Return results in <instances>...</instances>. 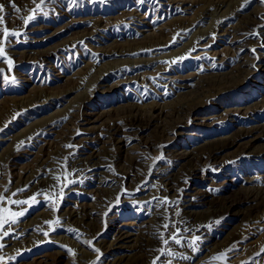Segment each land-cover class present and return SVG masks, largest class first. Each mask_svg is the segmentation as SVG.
Segmentation results:
<instances>
[{"label": "rangeland", "instance_id": "1", "mask_svg": "<svg viewBox=\"0 0 264 264\" xmlns=\"http://www.w3.org/2000/svg\"><path fill=\"white\" fill-rule=\"evenodd\" d=\"M25 1L29 2V6ZM25 1L21 0L20 6L14 5L17 12L15 14L20 15V23L23 24L21 27L10 25L8 18H3V11H0V21L3 23L0 22V34H2L0 48L3 49V53L0 54V115L11 101L41 91L46 92V96L9 114L7 118L5 115L0 127V174L6 173L7 160L11 161V168L15 169L14 172L11 169L10 171L16 181L20 177L21 170L31 168L34 165L35 154L44 151L49 144L62 136L66 127H71L72 124L68 120L70 117L67 116L73 115L76 106L96 89L95 83L98 78L109 77L111 81L109 80L107 86L117 84L113 90L99 89L96 97H90L93 99L92 102L99 106L103 103L104 106L101 105L103 109L135 103L164 105L188 98L190 92L187 89H180L179 86L186 85L184 81L191 79L194 80L193 82H199L195 77L200 73L202 77L213 73L212 76L217 75L216 79L230 78L237 75L235 68L239 65L244 66L245 63L259 61L260 67L251 68L252 74L244 80L243 85L223 94L199 111V118L208 119L210 125H199L201 122L198 125L188 124L173 131L167 138L176 144L177 151L189 153L198 146L225 139L241 128L264 124V107L256 109L264 102V43L256 48L254 44L247 42L240 51L239 58L242 62L237 61L231 67L216 66V68L213 64V54L224 53L226 49H233L235 46L231 40L233 37H218L219 34L210 31L215 25H237L240 15L244 17L255 12L264 13V0H225L233 3L212 11L210 17L197 23L193 28L177 33H174L175 20L181 18L191 22L202 6L210 0H188L191 1V10L188 12L178 7L174 3L176 0ZM59 2L61 5L58 4ZM22 5L24 6L21 7ZM27 16H33V19L25 25L23 21ZM142 17H145V21L141 20ZM93 19L103 20L100 28L94 29ZM3 25L7 30L9 27L13 29L8 30L7 37L4 35ZM18 29H21V35L12 36V32L20 33ZM162 30L166 37L164 40H170L166 46L143 47L144 49L130 51L122 56L104 55V52L112 47L132 49L140 46L148 42L150 36ZM22 40L23 42H20ZM196 46L197 48L191 50ZM9 51L11 54L8 53ZM43 51H49L47 57L34 58L32 59L34 61L19 60V57L14 58L13 54L30 53V56L34 57L36 53ZM206 65L215 70L206 73L203 69L207 68ZM87 67L91 69L88 74L83 75L81 71ZM200 70L202 71L198 72ZM75 75L79 77H74ZM78 78H81L80 83ZM180 78L183 79L173 80ZM245 109H249L248 114L243 115L238 112ZM67 113L69 114L64 116ZM58 119L59 126L55 133L46 136V142H38L35 137L40 138L45 131L35 134V130L44 123ZM99 125V123H90L84 126L83 129L87 131L83 136L91 141ZM30 134H35L31 137L34 139L29 138ZM253 146L254 153L264 150V139L260 138ZM133 147L140 145L137 143ZM19 148L22 150L17 151ZM236 152L237 148H231L227 151V156ZM164 157L163 153L156 152L151 154L149 160L155 164ZM68 170L63 164L49 167L48 171L54 172L53 175H57V178H53V182L49 184L54 188H48L35 200V202L39 200L38 202L42 204L30 216V220L39 222L34 226L35 228L16 235L6 243L3 231L0 229V245H3L0 247V264H9V262L13 264L15 260H19L15 264H98L100 262L102 254L86 235L80 234L77 229L55 217L49 221L39 219L45 213H54L61 209L60 204L64 199L67 202L62 210L78 211L82 205L94 207L97 197L111 199L116 196L118 188L114 185H97V180L101 181L103 177L96 176L97 180L93 183L77 184L71 195L64 197L61 191L70 176ZM1 176L0 185L5 186ZM44 178H47V174ZM218 185L221 188H218ZM188 189L192 193L208 190L235 203L246 196L260 197L264 195V157L245 156L227 167L209 168L205 174L199 175L191 182ZM159 190L161 186L156 178L146 179L135 194L129 196L132 205L125 208L115 207L112 216L117 222L139 221L140 224L147 225L152 220V217L146 214L147 203L159 195ZM2 193L0 192V196L4 197V200L0 202V209L4 211L0 212V216L6 219L11 210L6 204V196ZM35 202L27 204L26 207ZM210 207L208 201L205 204L195 205L189 210L194 218L204 222L203 217L210 213ZM242 209H246L245 206ZM234 215V213H223L212 222L208 220L209 225L203 224L210 236L214 234L217 236L212 250L204 253L212 258V262L208 264H264V222L261 224L263 226L246 230L241 223L242 216ZM97 218L103 222V216L97 215ZM185 235L184 239L191 245L189 249L192 250L194 246L197 249L196 244L192 243V235ZM26 251L31 255L23 257ZM58 252H63L68 258L58 256ZM176 260L172 255H166L160 264H176L178 262Z\"/></svg>", "mask_w": 264, "mask_h": 264}, {"label": "bare ground", "instance_id": "2", "mask_svg": "<svg viewBox=\"0 0 264 264\" xmlns=\"http://www.w3.org/2000/svg\"><path fill=\"white\" fill-rule=\"evenodd\" d=\"M20 1L21 0H0V5L4 6L3 18L7 17L10 25L15 27H21L23 25L20 23V15L18 16L15 14L17 12H15V7H13V5L17 4V6H20L22 4L19 5ZM28 3L26 2V5L29 6ZM174 3L182 8L183 11L188 12L191 10V1L176 0ZM232 3L233 1L210 0L202 6L200 12L196 14L191 22L181 18L176 19L174 24V28L176 29L174 33L193 28L197 23L210 17L213 13L212 11L226 5H231ZM58 4H60V2ZM23 6L24 5L21 7ZM24 15L26 16V14ZM63 15L65 14L63 13ZM263 15L264 13L258 14L256 12L244 17L240 15L238 16V23L237 25L235 24V26H230L229 24V26L215 25L211 28L212 30L210 31L217 33V35L219 34L218 37H233L231 40H233V46H235L233 49H226L224 53H215L213 56L210 54L215 67H231L233 63L240 61V51L244 49L247 42L251 45L254 44L256 48L264 43ZM102 19L92 20L94 29H96L95 27L100 28L103 23ZM141 20L145 21V17H142ZM2 27H4V25ZM9 29L11 28L9 27L8 30ZM32 29L34 30V28ZM12 30L13 29H11V31ZM18 30H20L21 33V29ZM163 31L164 30L157 34H153L150 36L148 42L140 46L132 49L118 48V46H116L106 50L104 55L122 56L127 52L137 51L143 47L154 48L162 45L166 46L170 40H164L166 37ZM85 36L86 35H84V37ZM212 37H214V34ZM20 42H23V40ZM1 43L4 42L1 41ZM195 48H197V46L194 48L192 47L191 50ZM8 53H10V51ZM13 54L14 58L19 57V60L27 59L31 61L34 58L39 59L40 57L43 58V56L47 57L49 51L36 53L34 57L30 56V53ZM13 54L11 56H13ZM201 54L202 53L199 55L201 56ZM260 65L261 62L259 61L245 63L244 66L246 67L239 65V67L235 68L237 75H233L230 78L224 77L216 79L215 77L217 75L212 76L213 73L211 75L206 74L205 77H202L200 73L195 77L199 79V82H193L194 80L191 79L190 81H184L186 85L179 86L180 89H187V91L190 92L188 98L164 105L155 103L149 105L135 103L120 106L118 108L103 109L101 106H104L103 103L99 106L97 103L92 102L93 99H90V97H96L99 89L113 90L117 87V84L107 86L110 80L109 77L102 79L98 78L95 83L96 89L90 92L88 96L76 106L73 115L70 116L68 115L69 113L64 115L70 117L68 120L72 124L71 127H66L61 137H58L55 142L49 144L44 151L35 154V159L33 161L34 165L31 168L21 170L20 177L17 181L16 179L14 180L11 174V171L15 170L11 168V161H6V173L3 172L0 174L2 175V183L6 185H0V192H3L2 195L6 196V204L10 207L11 213L24 211L25 215L22 217H12L10 213V215L6 217V219L15 218L18 222L12 224L10 228L7 227V225L3 227V232L7 231L11 233L9 236L3 235L5 243L16 235H20L29 229L35 228L34 226H37L39 222L35 223L34 220H30V216L35 213L38 207L42 206V204L38 202L39 200L37 202L34 201L35 204L28 207H26L27 204L14 205L11 204L10 201L21 200L31 203L33 202L30 199L32 197H35V200H37L36 198L38 195L41 196L48 188H54L53 185L50 186L49 184L53 182V178H57V175H53L54 172L50 173V171H48L49 167H57L63 164L70 170L68 181L61 191L62 195H65L64 197L71 195L74 186L77 184L93 183V181L97 180L96 176L103 177L101 181L97 180V185L107 184L114 185L118 188L116 196L111 197V199L97 197L98 199L95 201L96 205L92 208L82 205V208H79L80 210L78 211H65L62 210V207L67 202L64 199L60 204L61 209L56 210L54 213H45L46 211H44L45 214L39 218L43 221H49L55 217L59 219V221H64L69 226L77 229L80 234L86 235L95 243V246L102 254L98 264H160L166 255H172L177 259L178 262L176 264H208L210 261L212 262L210 255H204V253L212 250V247L216 244L217 236L215 234L210 236V233L208 234L203 224L208 223V220L212 222V220L220 217L223 213H234L235 217L242 216L241 223L246 230L263 226L261 224L264 222V195L260 197L246 196L238 203L237 201L235 203L230 199L221 197L217 193L208 190L192 193L188 189V185L199 177V175L205 174L209 168H224L245 156L264 157V150L256 153L252 151L254 143L260 138L264 139V124L241 128L225 139L198 146L189 153L177 151L176 144L171 142L167 137L173 131L188 124L198 125V123L201 122L199 125H210L208 119L204 120L199 118V111L212 104L223 94L243 85L244 80L252 74L251 68L258 69ZM90 69V67L84 68L81 73L83 75L88 74ZM203 69H205L206 73L215 70L211 66ZM201 71L202 70L198 72ZM74 77L79 76L75 75ZM182 79L183 78L173 80ZM80 80L81 78H78V83H80ZM118 84L120 85V83ZM45 96L46 92L41 91L29 97L16 99L13 102L11 101V104H8L4 112L0 115V127L5 119V115L7 118L9 114L17 112V110ZM263 107L264 102L256 109H262ZM238 112L245 115L249 113V109L238 110ZM90 123L100 124L95 132V137L92 138L91 141L89 138L83 136L87 131L84 130L83 127ZM58 126L59 119L57 121L53 120L50 123H44V125H41L40 128L36 129V132H34L35 134L39 131L45 132L40 138L35 137V139H37L38 142H46V136L54 134ZM35 134H30L29 138L35 136ZM43 136L44 139H42ZM137 143L140 147H133L134 144ZM231 148H237V152L227 156V151ZM21 150V148L17 149V151ZM156 152L163 153L165 157L162 161L154 164L149 160V157ZM45 174H47V178H44ZM148 178H156L161 186V190H159L158 193L159 195L153 201L147 203L146 214L152 217L151 222L147 225L140 224L139 221L117 222L114 216H112L113 209L115 207L125 208L132 205L129 196L135 194V191L139 189ZM228 183L229 182H227V184ZM219 187L221 188L220 185H218V188ZM21 189H23V191H19ZM12 193L17 194L12 196ZM208 201H210L211 205L210 213L203 217L204 222L194 218L193 213L189 209L195 205L205 204ZM243 206H245L246 209H242ZM185 208H187V210H185ZM97 215L103 216V222L99 221ZM209 224L210 223L206 225ZM165 225H167V227H165ZM185 234H191L193 241L194 238H199L195 240L197 249H195L194 245L193 249L195 250L189 249L190 244L184 239V236L186 238ZM172 236H177L181 243H174L172 241ZM164 240H168V243L165 244ZM41 248H39V250ZM29 255H31V253L26 251L23 257ZM57 255L68 258L63 252H58ZM18 261L19 260H15L13 264ZM11 263L9 262V264Z\"/></svg>", "mask_w": 264, "mask_h": 264}, {"label": "snow or ice", "instance_id": "3", "mask_svg": "<svg viewBox=\"0 0 264 264\" xmlns=\"http://www.w3.org/2000/svg\"><path fill=\"white\" fill-rule=\"evenodd\" d=\"M13 7H15V6L13 5ZM3 8H4V6L3 5H0V11H3ZM18 10L19 9H17V11ZM32 19H33V16H29L26 20H24V24L27 25L29 23V21H31ZM4 35H5V37H7L9 35V32H8V30L6 28L4 30ZM11 35L12 36H19V35H21V33L12 32ZM2 53H3V49L0 48V54H2ZM5 79H7V78H5ZM5 191H7V190H5ZM19 191H23V189H21ZM16 194L17 193H12V196H15ZM61 195H62V193H61ZM30 199L32 201H35V197H32ZM3 200H4V197L0 196V202H3ZM10 203L11 204H14V205H24V204H28L29 201L11 200ZM3 211H4L3 209H0V212H3ZM24 215H25V212L24 211L12 212L11 213V216L12 217H22ZM17 222H18V220H16L15 218H13V219H5L3 216H0V229H3V227L5 225H7V227L10 228L12 224L17 223ZM56 223H59V221H56ZM165 227H167V225H165ZM10 234L11 233H9L7 231H4L3 232V235L4 236H9ZM45 235H47V233H45ZM198 239H199L198 237L194 238V241L192 243L194 244L195 243V240H198ZM172 241L174 243H181L180 239H178L177 236H172ZM164 243L167 244L168 243V240H164ZM2 246L3 245H0V247H2ZM96 251H98V250H96Z\"/></svg>", "mask_w": 264, "mask_h": 264}]
</instances>
